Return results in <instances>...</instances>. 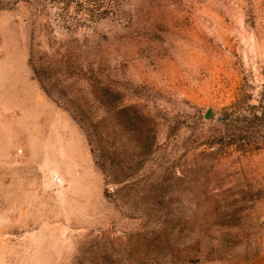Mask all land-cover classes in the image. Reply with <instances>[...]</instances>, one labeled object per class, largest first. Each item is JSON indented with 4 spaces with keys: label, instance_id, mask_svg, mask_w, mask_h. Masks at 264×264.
Wrapping results in <instances>:
<instances>
[{
    "label": "rangeland",
    "instance_id": "1",
    "mask_svg": "<svg viewBox=\"0 0 264 264\" xmlns=\"http://www.w3.org/2000/svg\"><path fill=\"white\" fill-rule=\"evenodd\" d=\"M263 220L264 0H0V264H254Z\"/></svg>",
    "mask_w": 264,
    "mask_h": 264
},
{
    "label": "crops",
    "instance_id": "2",
    "mask_svg": "<svg viewBox=\"0 0 264 264\" xmlns=\"http://www.w3.org/2000/svg\"><path fill=\"white\" fill-rule=\"evenodd\" d=\"M254 264H264V220L262 226V247L260 253L254 260Z\"/></svg>",
    "mask_w": 264,
    "mask_h": 264
},
{
    "label": "trees",
    "instance_id": "3",
    "mask_svg": "<svg viewBox=\"0 0 264 264\" xmlns=\"http://www.w3.org/2000/svg\"><path fill=\"white\" fill-rule=\"evenodd\" d=\"M45 90V89H44ZM47 93V92H46Z\"/></svg>",
    "mask_w": 264,
    "mask_h": 264
}]
</instances>
